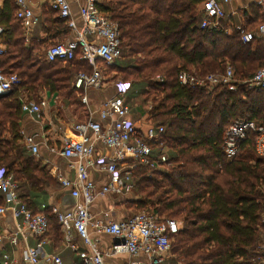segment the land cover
<instances>
[{"label":"trees","instance_id":"1","mask_svg":"<svg viewBox=\"0 0 264 264\" xmlns=\"http://www.w3.org/2000/svg\"><path fill=\"white\" fill-rule=\"evenodd\" d=\"M205 1L111 0L103 8L121 28L124 62L111 67L123 75L118 82L130 84L142 102L152 103L153 117H166L161 125L165 133L151 145L154 158L164 150L172 165L136 170L139 200L132 208L182 223L170 237L173 263L177 257L184 264H263L264 158L255 153L254 136L232 162L223 157L222 145L228 128L239 120L264 125V90L244 84L264 69V40L243 44L246 30L231 35L202 30ZM16 11L15 0H6L0 10L6 48L2 71L22 81L10 95L0 97V168L13 175L19 188L29 184L32 191L41 192L56 182L22 143V94L37 103L45 92L60 94L77 104L74 77L92 71L84 62L44 59L49 39H66L64 21L51 17L44 27L46 39L36 35L26 45ZM228 66L241 83L235 92L223 86L212 91L186 87L178 80L184 72L206 79ZM42 213L49 216L51 227V209Z\"/></svg>","mask_w":264,"mask_h":264},{"label":"built area","instance_id":"2","mask_svg":"<svg viewBox=\"0 0 264 264\" xmlns=\"http://www.w3.org/2000/svg\"><path fill=\"white\" fill-rule=\"evenodd\" d=\"M231 0H206L202 7L201 29L220 31L222 21L226 17L225 5ZM16 19L21 23L25 38L30 42L34 28L39 22L30 5V0H15ZM111 0H85L80 8V22L73 15L71 3L68 0H50L52 11L65 22L71 35L70 39L48 47L44 59L49 63L64 64L76 61L84 62L91 68V73L80 72L76 75L73 89L86 93L88 90H100L107 82L100 66L113 67L123 57L121 28L110 16L103 11L110 6ZM264 35V25L258 29ZM256 33L242 32L241 42L249 44L257 37ZM3 30L0 28V97L10 95L22 83L18 75H6L2 71V58L6 48L2 42ZM180 85L191 88H205L212 91L217 86H225L235 92L239 86L236 73L228 66L224 73L200 78L194 73H181L178 77ZM157 81H163L157 78ZM250 88L264 90V69L259 70L250 80L246 81ZM116 96L105 102L99 111L98 121L76 123L71 136L63 140L61 156L73 160L75 179H60L65 188H70L72 196L78 200L77 205L68 212H61L51 207V215L57 219L67 247L76 252L82 264H109L106 257L127 254L131 257H146L148 264H163L168 256L170 237L178 234L181 227L173 221H163L152 212H134L123 222L109 221L95 224L98 233H103L117 239V242L107 251L99 250V241L90 237L91 226L90 208L98 198L114 194L123 196L132 193L136 188L135 173L139 167L153 170L169 165L170 160L162 150L154 158L152 143H158L165 133L164 127L150 126L142 132L130 117V108L126 98L131 91V85L117 82ZM21 111L32 117L41 118L47 103H37L22 94ZM85 95V94H84ZM87 103L86 96L82 98ZM255 137V153L264 158V125L253 121L239 120L226 131L222 145V155L227 162H232L238 156L244 143ZM26 143L33 153H38V147L33 138L27 137ZM97 143L110 150L112 154L105 155L97 150ZM105 174L108 181L103 186H97L90 177V170ZM0 197L5 204L0 205V216L11 213L14 218H21L26 230L38 239L37 248L24 254L27 264H40L41 251L45 237L49 232V216L45 213H34L25 203L21 202L18 194V184L13 175L5 168H0ZM139 197H135L138 201ZM45 209V206L43 207ZM264 224V219H263ZM93 226V227H94ZM75 232L83 242L84 248L73 243L71 233ZM13 242H16L14 239ZM264 264V235L260 247ZM4 264H16L8 255H4ZM50 261L61 264V258L54 256Z\"/></svg>","mask_w":264,"mask_h":264},{"label":"crops","instance_id":"3","mask_svg":"<svg viewBox=\"0 0 264 264\" xmlns=\"http://www.w3.org/2000/svg\"><path fill=\"white\" fill-rule=\"evenodd\" d=\"M68 1L71 3L74 18L80 22V8L85 3V0ZM5 2L6 0H0V10L3 9ZM30 5L39 18L32 38L37 35L39 39H46L44 27H48V20L51 17H55L59 21L62 20L57 13L52 11L50 0H30ZM225 13L226 17L222 21L220 31L231 35L236 30H246L247 32L256 33V39L264 40V35L258 32L259 27L264 25V0H231L225 5ZM64 27L67 30L65 40L70 39L71 35L65 22ZM48 41L49 43L51 42L50 39ZM30 42L26 41V45H29ZM117 82L118 80L109 89H105V84L100 90H88L86 93L75 91L77 98L80 100L77 104L70 103L60 94L45 92L42 95V101H45L47 105L43 109L41 118L22 113L20 120L22 143L34 162L41 168H45L56 182V185L40 188L41 192L32 191L29 184H25L23 187L20 185V188L18 185V194L21 202L25 203L33 212H42L51 207H56L61 212H68L77 205L78 200L72 196L71 189L63 187L60 183V179H75V161L67 160L61 156L63 140L66 136H71L72 128L76 123L99 120L98 114L102 105L116 96L115 85ZM83 96L87 97V103H83ZM139 96L138 90L133 91L132 89L126 98V104L131 112L130 117L138 128L144 132L150 126L162 125L166 117H153L151 115L152 103L142 102L138 98ZM135 101H138V103L135 104ZM27 137L33 138L34 144L37 145L38 153L36 155L26 143L25 139ZM96 147L97 150H101L102 154H112L110 150L103 147L102 143H97ZM90 171L91 180L97 186L100 187L107 183V175L93 169ZM135 197V190L123 196L110 194L106 197L98 198L91 206L90 214L92 220L89 233L93 241H99L98 247L100 251L107 252L117 242V239L98 233L94 225L109 221L119 223L127 220L135 212L132 208ZM3 204H5L4 199L0 197V205ZM44 206L45 209H43ZM51 217V227L45 237L40 264H55L50 261V258L54 256L61 258V264H82L79 255L67 247L65 234L57 219L54 215H50ZM14 239L16 242H13ZM71 240L80 249L84 248L83 242L74 231L71 233ZM37 245L38 239L26 230L21 218H14L11 213L0 216L1 264H4V255H8L16 264H27L24 261L25 252L36 249ZM106 260L109 264H148L149 262L146 257H131L127 254L106 257Z\"/></svg>","mask_w":264,"mask_h":264},{"label":"rangeland","instance_id":"4","mask_svg":"<svg viewBox=\"0 0 264 264\" xmlns=\"http://www.w3.org/2000/svg\"><path fill=\"white\" fill-rule=\"evenodd\" d=\"M61 41L59 40H56V41H52V42H48L47 46H50V45H53V44H57V43H60ZM124 61L120 60L118 61L117 63L121 64L123 63ZM101 70L103 71L105 77L107 78V82H106V86H105V89H109V87H112V84H114V82L116 80H122L123 79V75L122 74H116V72H114L111 67H108V66H100ZM115 73V74H114ZM218 74V73H216ZM114 75V76H113ZM115 77V78H113ZM75 78V77H74ZM116 79V80H115ZM239 85L240 82L238 81ZM43 95V94H42ZM135 104L138 103V101H135L134 102ZM133 103V104H134ZM152 109V108H151ZM178 224L179 226L182 228V223L180 221H178ZM264 235V234H263ZM262 242H263V239H262ZM172 243H173V239L170 238V248H169V251H168V256L166 257V259H164V263L163 264H172V256H171V246H172ZM262 245V244H261ZM182 260L178 259L177 257L174 258V263L173 264H184V263H181Z\"/></svg>","mask_w":264,"mask_h":264}]
</instances>
